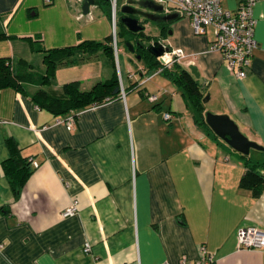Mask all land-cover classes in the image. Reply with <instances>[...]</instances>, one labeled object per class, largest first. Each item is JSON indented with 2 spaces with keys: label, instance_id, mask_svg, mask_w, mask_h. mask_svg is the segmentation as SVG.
I'll list each match as a JSON object with an SVG mask.
<instances>
[{
  "label": "crops",
  "instance_id": "1",
  "mask_svg": "<svg viewBox=\"0 0 264 264\" xmlns=\"http://www.w3.org/2000/svg\"><path fill=\"white\" fill-rule=\"evenodd\" d=\"M239 1L219 3L236 10ZM80 5L0 0V57L24 89L0 88V264H178L196 259L203 244L215 264H264L263 248H237L241 228L264 231V188L254 197L239 187L247 164L264 163V0L252 6L257 47L243 78L208 49L210 26L195 34L177 14L164 23L167 30L155 24L150 40L182 50L178 64L196 68L208 111L227 114L262 147L246 155L201 124L179 86L157 68L128 50L120 58L112 51L110 62L102 47L111 36L109 17L96 2L88 14ZM90 40L101 45L73 48L66 58L73 62L40 84L44 50ZM114 78L115 96L58 115L31 98L37 89L57 96L68 83L90 91ZM70 114L69 128L56 123ZM7 139L32 169L23 183L10 182L3 166Z\"/></svg>",
  "mask_w": 264,
  "mask_h": 264
},
{
  "label": "trees",
  "instance_id": "2",
  "mask_svg": "<svg viewBox=\"0 0 264 264\" xmlns=\"http://www.w3.org/2000/svg\"><path fill=\"white\" fill-rule=\"evenodd\" d=\"M95 2L98 3L107 16L110 17L109 0H95ZM121 16L122 14L120 13L119 17ZM115 23L116 27L119 26L120 33L126 36L128 42L131 43L130 40L132 37H139L137 41L144 42L142 45L146 46L144 48L140 47L141 49L134 47L136 54L132 53V55L134 56V54H138L139 59L143 61L147 68L156 69L158 65L156 58L147 52L149 40L152 38L151 35H146L143 32L144 29L136 31V33H132L123 23H120L117 18ZM144 23H147L146 20ZM164 29V27H161V30ZM110 42L111 36L106 37L105 43L102 44V47L104 48L107 58L110 62H112L114 61V58L112 57V46L110 45ZM80 45L90 47L99 46L101 44L90 40L78 43L77 46H67L61 48L55 47L44 50V56L42 57V61L44 63V75L41 76L40 84H50L54 71L57 67L73 62L70 59L66 60V58L71 53L73 48H77ZM134 57L137 58L136 56ZM171 67V69H163L161 72L168 79L175 82L179 86L183 95L186 96L187 100L192 104L195 112L198 113L200 123L208 129L203 120L204 107L202 98L204 96L202 89L198 86L197 79L193 77L189 70L180 67L178 63L172 64ZM77 86L78 85L76 83H68L61 88V91L57 96L50 95L47 90L37 89L31 95V98L40 107L49 110L54 115H58L69 111L71 108H81L89 103H92V101L96 103L101 102L104 97L115 96L119 91L118 81L116 78L94 85L90 91L79 90ZM2 87H12L16 90H24L22 89L23 85H21L18 81V77L13 73L10 62H8L6 58L0 57V88ZM6 143L8 144L10 151V157L7 159L9 164L4 163L5 165L3 164V166L7 171L8 179L10 182H14V178L16 177L17 183H23L26 176L31 173L32 169L27 166L28 163L24 162L18 154H14L17 150L16 145L10 139H7ZM245 169V172L239 179V187L247 191L249 190L254 197H257L264 188V163H249Z\"/></svg>",
  "mask_w": 264,
  "mask_h": 264
},
{
  "label": "built area",
  "instance_id": "3",
  "mask_svg": "<svg viewBox=\"0 0 264 264\" xmlns=\"http://www.w3.org/2000/svg\"><path fill=\"white\" fill-rule=\"evenodd\" d=\"M49 1L43 0L44 3H49ZM152 1L162 6L164 14L173 12L187 18L190 21L191 30L195 34H203L207 26L212 27L214 37L208 49L222 54L223 63L230 74L232 73L239 78L244 77L250 66L253 50L257 47V42L253 38V27L256 19L252 16V6L255 0H240L236 10L224 9L220 6L219 0ZM117 2L118 0H109V19L112 23L110 45L114 55L119 51L115 34V21L118 13ZM184 57L185 54L181 49L170 48L169 51L155 57L158 63L156 71L161 72L163 69H171L172 64L179 63ZM120 91L122 92L121 84ZM121 94L123 95V92ZM147 98L151 102L156 99V95L150 93ZM164 117L168 119L170 115L165 113ZM73 121V115L70 114L65 120H56V123L64 122L69 128ZM31 163L34 167H37L34 161ZM74 209L73 205L64 210L62 215H72ZM237 239V248L247 250L264 249V231L255 227L241 228L238 231ZM83 246V252L87 253L90 250V245L85 243ZM198 252L199 255L192 262H187L182 257L178 264H215L211 253L206 250L204 244L199 246Z\"/></svg>",
  "mask_w": 264,
  "mask_h": 264
},
{
  "label": "water",
  "instance_id": "4",
  "mask_svg": "<svg viewBox=\"0 0 264 264\" xmlns=\"http://www.w3.org/2000/svg\"><path fill=\"white\" fill-rule=\"evenodd\" d=\"M94 2L95 0H81V13L88 14V7L89 5H93ZM118 11L122 14L118 19L119 22L123 23L132 33L144 29V26L140 24L139 20L136 17H132V15H137L141 18L158 23L159 21L170 22L177 17V14L173 12L170 14H164L162 6L152 0H127L119 7ZM124 46H126L130 53L134 52V45L130 42L126 41ZM169 50L170 47L168 45H164L161 41L157 40L149 42L147 47V52L154 57H159L160 54ZM137 58L139 57L137 56ZM189 70L194 78L198 77V73L194 66H190ZM206 99L207 97L205 96L202 98V101L206 102ZM203 120L214 135L242 155L248 154L250 149H262L260 145L249 139L246 134L244 135L239 130L237 123H235L227 114H216L209 111L203 114Z\"/></svg>",
  "mask_w": 264,
  "mask_h": 264
},
{
  "label": "rangeland",
  "instance_id": "5",
  "mask_svg": "<svg viewBox=\"0 0 264 264\" xmlns=\"http://www.w3.org/2000/svg\"><path fill=\"white\" fill-rule=\"evenodd\" d=\"M126 1L127 0H118V2H117V10ZM119 15H120V12L118 11V13H117V19L119 18ZM143 31L146 32L147 34L149 33L151 35V37H152L154 34H156V25H155V23L148 22L146 24V26L144 27V30ZM115 32H116V43H117V46L119 47V51H117V53H116L117 56L116 57L117 58H120L122 55L124 56L125 54L130 56L131 54L127 51L126 46H124L125 42L127 41V38H126L125 35H123V34L120 33L119 26L115 27ZM203 106H207L206 107V110H204V111L207 112L209 110V106L205 102H203Z\"/></svg>",
  "mask_w": 264,
  "mask_h": 264
},
{
  "label": "flooded vegetation",
  "instance_id": "6",
  "mask_svg": "<svg viewBox=\"0 0 264 264\" xmlns=\"http://www.w3.org/2000/svg\"><path fill=\"white\" fill-rule=\"evenodd\" d=\"M132 17H136L138 20H139V22L142 24V25H144L145 23V20H146V22H153V23H155V24H157V25H160V29H161V27H165L164 26V23H166V22H154V21H150V20H148V19H144V18H141V17H139V16H137V15H132ZM143 21V22H142ZM165 30H167V29H165ZM137 39H139V37H137V38H131V43H132V45H134V47L135 48H137V49H141V48H144L146 45H142V43H144L143 41H137ZM149 42H151V41H149ZM137 43V44H136ZM141 47V48H140ZM133 53H135L136 54V51H134ZM134 54V56H138V54L137 55H135ZM139 57V56H138Z\"/></svg>",
  "mask_w": 264,
  "mask_h": 264
}]
</instances>
